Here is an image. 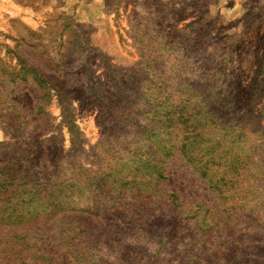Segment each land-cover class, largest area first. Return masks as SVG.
I'll list each match as a JSON object with an SVG mask.
<instances>
[{
	"label": "rangeland",
	"instance_id": "obj_1",
	"mask_svg": "<svg viewBox=\"0 0 264 264\" xmlns=\"http://www.w3.org/2000/svg\"><path fill=\"white\" fill-rule=\"evenodd\" d=\"M199 38L0 0V264H264L262 54Z\"/></svg>",
	"mask_w": 264,
	"mask_h": 264
},
{
	"label": "crops",
	"instance_id": "obj_2",
	"mask_svg": "<svg viewBox=\"0 0 264 264\" xmlns=\"http://www.w3.org/2000/svg\"><path fill=\"white\" fill-rule=\"evenodd\" d=\"M259 4L264 1L148 0L160 22L190 41L200 37L206 52H224L226 46L230 53L262 54L255 74L264 87V7Z\"/></svg>",
	"mask_w": 264,
	"mask_h": 264
},
{
	"label": "trees",
	"instance_id": "obj_3",
	"mask_svg": "<svg viewBox=\"0 0 264 264\" xmlns=\"http://www.w3.org/2000/svg\"><path fill=\"white\" fill-rule=\"evenodd\" d=\"M0 176H1V173H0ZM0 186H2V187H3V184H2V182H1V181H0ZM2 187H1V188H2ZM1 188H0V190H1Z\"/></svg>",
	"mask_w": 264,
	"mask_h": 264
}]
</instances>
